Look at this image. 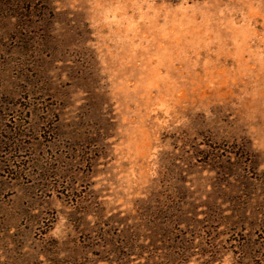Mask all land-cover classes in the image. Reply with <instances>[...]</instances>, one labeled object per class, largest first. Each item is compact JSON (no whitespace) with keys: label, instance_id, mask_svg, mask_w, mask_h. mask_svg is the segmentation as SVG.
<instances>
[{"label":"rangeland","instance_id":"1","mask_svg":"<svg viewBox=\"0 0 264 264\" xmlns=\"http://www.w3.org/2000/svg\"><path fill=\"white\" fill-rule=\"evenodd\" d=\"M233 209L264 241V0H0V264H200Z\"/></svg>","mask_w":264,"mask_h":264},{"label":"trees","instance_id":"2","mask_svg":"<svg viewBox=\"0 0 264 264\" xmlns=\"http://www.w3.org/2000/svg\"><path fill=\"white\" fill-rule=\"evenodd\" d=\"M213 212L216 214V212L212 210V213ZM224 217L227 219L233 218L230 227L231 231L224 240H216L215 237L210 236L205 230H202L201 234L203 235H200L199 242L195 241V237L190 234V237H185L182 240L180 239L179 245H174L173 241L169 240L171 243L169 249L172 253L177 250L176 255L180 254L183 260L188 261L194 257L200 260V264H214V262L219 261L220 252L223 250V247H225L231 253L233 264H264V241H257V239L253 237V233L250 229L242 227L244 221L253 223L256 219L255 221H249L252 219L250 214L244 210L238 209H233ZM259 219L261 221L253 225L264 228V213L263 217ZM173 248L174 250L172 251Z\"/></svg>","mask_w":264,"mask_h":264}]
</instances>
